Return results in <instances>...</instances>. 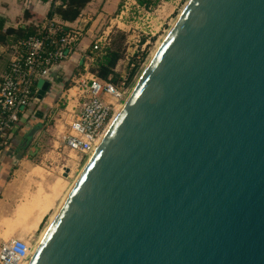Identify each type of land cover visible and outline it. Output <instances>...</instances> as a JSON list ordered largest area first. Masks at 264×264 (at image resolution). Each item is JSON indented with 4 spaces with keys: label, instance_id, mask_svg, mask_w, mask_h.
I'll use <instances>...</instances> for the list:
<instances>
[{
    "label": "water",
    "instance_id": "1",
    "mask_svg": "<svg viewBox=\"0 0 264 264\" xmlns=\"http://www.w3.org/2000/svg\"><path fill=\"white\" fill-rule=\"evenodd\" d=\"M26 264H264V0H188Z\"/></svg>",
    "mask_w": 264,
    "mask_h": 264
},
{
    "label": "built area",
    "instance_id": "2",
    "mask_svg": "<svg viewBox=\"0 0 264 264\" xmlns=\"http://www.w3.org/2000/svg\"><path fill=\"white\" fill-rule=\"evenodd\" d=\"M129 1L108 20V24L92 32L90 45L82 49L79 48L81 39L89 33L85 25L83 29L80 27L81 21L85 23V20L67 24L49 16L34 20L35 33L11 46L9 61L0 77V152L8 145L20 115L36 101L37 82L41 79L50 82L53 72L80 50L79 72L69 75L70 85L61 88L64 101L61 105L57 102L54 108L61 107L64 130L58 137L62 146L87 159L91 156L111 121L115 102H120L129 90L131 69L142 60V52L149 43V39L145 40L141 52L133 55L128 69L120 74L118 85L105 82L91 72L92 66L110 49L114 32L127 26L128 11L143 9L135 0ZM21 2L23 8H30L29 0ZM59 3L52 0L53 6ZM35 244L33 239L19 236L2 241L0 264H26L36 249Z\"/></svg>",
    "mask_w": 264,
    "mask_h": 264
},
{
    "label": "rangeland",
    "instance_id": "3",
    "mask_svg": "<svg viewBox=\"0 0 264 264\" xmlns=\"http://www.w3.org/2000/svg\"><path fill=\"white\" fill-rule=\"evenodd\" d=\"M126 1L130 3L129 0H117L115 8L112 9L103 8V3L99 5L98 2L91 12L84 15L90 18L89 23H93L94 26L91 27L95 30L101 29L108 24L112 16L124 8ZM187 1L159 0L149 8L139 10L132 8L128 11L126 18L128 24L124 30L114 32L109 49L116 50L120 56L114 68L116 73L121 74L123 70L128 69V62L133 59V55L141 52L142 43L147 39L149 43L145 46L142 60L130 80L132 83L129 85V90L120 102H116L115 108L121 107L142 73L150 53L167 34ZM96 2L97 0H92L89 6ZM151 33L154 35L152 36ZM100 59L101 57L93 65L91 72L95 73L94 70ZM78 72L79 67L75 68L72 74L76 75ZM66 78L62 79V88L70 85V78ZM61 91L56 95L55 100L59 105L64 101V98H61ZM60 108H48V110L46 108V113L40 117L38 132L40 140L44 143L36 156L29 158L25 163L17 162L10 169V174H7L8 184L3 192H0V241L19 236L37 242L61 199L88 160L86 156L70 152L62 146L58 137L64 130ZM13 168L14 173L11 171ZM49 200L50 204H48Z\"/></svg>",
    "mask_w": 264,
    "mask_h": 264
},
{
    "label": "crops",
    "instance_id": "4",
    "mask_svg": "<svg viewBox=\"0 0 264 264\" xmlns=\"http://www.w3.org/2000/svg\"><path fill=\"white\" fill-rule=\"evenodd\" d=\"M22 0H0V21H2V28L0 30V35L3 37L0 38V77L3 74L7 63L11 54V46L17 41L13 38L14 35L6 34L4 35V30L7 28H22L24 29L26 26L32 25L35 19L24 17L25 8L22 6ZM92 1V0H91ZM91 1L83 8L80 16L74 22H66L61 20L58 16H53L57 21L67 23V24H75L76 22L84 19L85 20V28L89 29V33L81 39L79 44V48L89 46L91 43L90 35L92 32L96 31L94 29L93 23H89L90 18L84 15L85 13L91 12L94 9V6L103 3V8H115L117 4V0H97L96 4H92L89 6ZM30 8H28L30 13H33L37 18L43 19L48 17V12L52 6V0H29ZM103 28V27H102ZM80 59V50H77L75 53L71 55V57L66 60L61 68L57 69L53 72L51 76L50 86L45 91L42 99H36L29 104V106L25 109V111L20 115V120L13 131L12 137L5 146V148L0 152V192H3L4 187L8 184L7 174H10V169L15 165L13 163L15 158L17 162L21 163L26 160L29 161V158H33L36 156L39 148L43 146V143L39 138V132L35 133V136L29 141L28 146L23 149L21 147V141L24 137V134L27 130H29L33 125L40 123L43 114L46 113V108L54 109L57 102L56 95L60 92L62 86V79H65L67 76L71 75V71L75 68L80 67L79 63ZM93 69V66L92 68ZM67 77V78H68ZM66 78V79H67ZM55 88V90H54ZM54 90V92H53ZM52 94H56L55 97L51 96L52 99H49L47 96ZM23 143V142H22ZM18 163V164H19ZM11 171L14 173L15 169L13 168ZM11 173V174H12ZM13 237V236H12ZM2 241H0L1 243Z\"/></svg>",
    "mask_w": 264,
    "mask_h": 264
},
{
    "label": "trees",
    "instance_id": "5",
    "mask_svg": "<svg viewBox=\"0 0 264 264\" xmlns=\"http://www.w3.org/2000/svg\"><path fill=\"white\" fill-rule=\"evenodd\" d=\"M46 1V0H43ZM60 3L58 5L51 6L50 11L48 12L49 17L58 16L61 20L66 22H74L81 14L83 8L91 1V0H58ZM136 3L143 7L149 8L150 6L155 5L159 0H135ZM24 17L32 18L38 20L33 13H30L28 9L24 11ZM2 28V21H0V30ZM35 33L34 26L29 25L26 26L24 29L22 28H7L4 30V35L11 34L14 35L13 38L16 40L27 38ZM0 38L3 37L0 35ZM119 53L116 50H108L100 59L97 64V68L95 74L98 78L105 82H110L114 85L120 82V74L116 73L115 66L117 61L119 60ZM138 65L130 71L129 77V85L132 83L130 81L132 76L135 74ZM29 106V105H28Z\"/></svg>",
    "mask_w": 264,
    "mask_h": 264
},
{
    "label": "bare ground",
    "instance_id": "6",
    "mask_svg": "<svg viewBox=\"0 0 264 264\" xmlns=\"http://www.w3.org/2000/svg\"><path fill=\"white\" fill-rule=\"evenodd\" d=\"M187 2H188V1H187ZM187 2H186V3H187ZM186 3H185V5H186ZM172 25H173V24H172ZM167 32H168V31H167ZM165 36H166V35H165ZM165 36L163 37V39L165 38ZM163 39H162V40H163ZM162 40L157 44V46L155 47V49L150 53V55H149V59H148L147 63L149 62V60L151 59V57L154 55V53L156 52V50H157L158 47L160 46ZM147 63H146V65H147ZM146 65H145V66H146ZM122 104H123V103H122ZM115 105H117L116 102H115ZM121 107H122V105H121ZM121 107L119 106L118 108H115V110H114V114H113V116H112V118H111V121H110L109 125L107 126V129L109 128L110 124L112 123V121L114 120V118L116 117V115L118 114V112L120 111ZM107 129L105 130V133H106ZM105 133H104V134H105ZM104 134H103V135H104ZM87 161H88V160H87ZM87 161H86V163H87ZM86 163H85V164H86ZM84 166H85V165H84ZM84 166H83V168H84ZM83 168H82V169H83ZM82 169H81V171H82ZM81 171H80V172H81ZM79 174H80V173H79ZM79 174H78V176H79ZM78 176L75 178L74 182L76 181V179L78 178ZM74 182H73V183H74ZM72 185H73V184H72ZM72 185H71V187H72ZM71 187H70V188H71ZM70 188H69V190H70ZM69 190L66 192V194H65V195L63 196V198L61 199V201H60L58 207L56 208L55 212L53 213V215H52L51 218H50V222H49V224L46 226V228H45V229L43 230V232L41 233V235H40L38 241H37L36 244H35L36 247H37V245L39 244L40 240L42 239L43 235L45 234L46 230L48 229L49 225L51 224L53 218L55 217V215H56L58 209L60 208L61 204L63 203L65 197L67 196V194H68V192H69ZM54 196H55V195H54ZM50 203H51V202H50V200H49V201H48V204H50ZM18 209H19V208H18ZM21 210H22V209H21ZM17 212H18V211H17ZM20 213H21V211H20ZM20 213H18V214H20ZM5 233H6V232H5ZM4 236H5V235H4Z\"/></svg>",
    "mask_w": 264,
    "mask_h": 264
},
{
    "label": "flooded vegetation",
    "instance_id": "7",
    "mask_svg": "<svg viewBox=\"0 0 264 264\" xmlns=\"http://www.w3.org/2000/svg\"><path fill=\"white\" fill-rule=\"evenodd\" d=\"M54 90H55V88H54ZM54 90H53V92H54ZM55 91H56V90H55ZM55 95H56V94H55ZM55 95H54V94H52V95H50V96H47V97H48L49 99H52V98H51V96H52V97H53V96L55 97Z\"/></svg>",
    "mask_w": 264,
    "mask_h": 264
}]
</instances>
